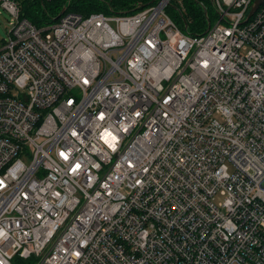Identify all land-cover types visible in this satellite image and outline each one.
<instances>
[{"label": "built area", "instance_id": "1", "mask_svg": "<svg viewBox=\"0 0 264 264\" xmlns=\"http://www.w3.org/2000/svg\"><path fill=\"white\" fill-rule=\"evenodd\" d=\"M183 1L0 0V264H264V4Z\"/></svg>", "mask_w": 264, "mask_h": 264}, {"label": "trees", "instance_id": "2", "mask_svg": "<svg viewBox=\"0 0 264 264\" xmlns=\"http://www.w3.org/2000/svg\"><path fill=\"white\" fill-rule=\"evenodd\" d=\"M138 0H21L22 7L21 16L28 18L31 22L38 27L48 26L53 24L55 17L64 9L74 10L83 14H90L92 12H111V9L116 10H133V3ZM200 0H184V6L186 8L185 17L188 19L189 26L186 27L181 24V29L189 34L198 35L204 33L208 29L210 16L209 11L203 9L199 3ZM197 4L199 5H196ZM49 5V6H48ZM113 7V8H111ZM172 9L177 11L178 8L171 4L168 11ZM212 9V8H211ZM177 16L182 18L179 13ZM15 264H35L36 257L24 259L21 257L15 258Z\"/></svg>", "mask_w": 264, "mask_h": 264}, {"label": "rangeland", "instance_id": "3", "mask_svg": "<svg viewBox=\"0 0 264 264\" xmlns=\"http://www.w3.org/2000/svg\"><path fill=\"white\" fill-rule=\"evenodd\" d=\"M19 1L21 2V0H19ZM205 2L210 8L211 22H212V24H215L217 22L216 13L211 9L210 0H205ZM198 4L196 2V5H198ZM176 6L179 7L178 4H176ZM185 10H186V8H185ZM169 14L176 21V23L178 24V26L180 28H181V24H184V26H185V22H184L183 18H181V20H180V18L177 16V14H179V11H177L175 9H172V11L169 12ZM10 20H11V16L9 15V13L7 11H5L3 8L0 7V41L6 39L7 36H8V28H9V25H10V23H9Z\"/></svg>", "mask_w": 264, "mask_h": 264}, {"label": "water", "instance_id": "4", "mask_svg": "<svg viewBox=\"0 0 264 264\" xmlns=\"http://www.w3.org/2000/svg\"><path fill=\"white\" fill-rule=\"evenodd\" d=\"M261 4H264V0H256V4H255V7L251 10V13L250 15L253 14L254 10L259 7ZM66 8H64L54 19V21H57L61 16L62 14L65 12Z\"/></svg>", "mask_w": 264, "mask_h": 264}]
</instances>
